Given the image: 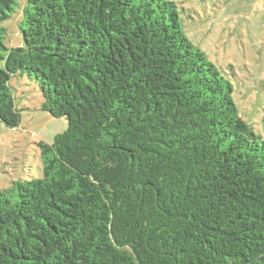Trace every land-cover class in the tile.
<instances>
[{"label": "trees", "instance_id": "obj_1", "mask_svg": "<svg viewBox=\"0 0 264 264\" xmlns=\"http://www.w3.org/2000/svg\"><path fill=\"white\" fill-rule=\"evenodd\" d=\"M16 74L67 128L0 188V264H264V138L176 2L0 0L8 128Z\"/></svg>", "mask_w": 264, "mask_h": 264}, {"label": "rangeland", "instance_id": "obj_2", "mask_svg": "<svg viewBox=\"0 0 264 264\" xmlns=\"http://www.w3.org/2000/svg\"><path fill=\"white\" fill-rule=\"evenodd\" d=\"M180 9L186 36L233 85V100L241 117L264 138V0H173ZM16 13L2 22L6 46L22 37ZM10 90L20 112L16 127L0 122V188L14 180L42 175L39 142L51 143L67 128L64 117L41 108L34 81L12 76Z\"/></svg>", "mask_w": 264, "mask_h": 264}]
</instances>
